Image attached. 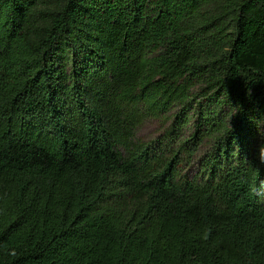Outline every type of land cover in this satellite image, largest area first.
<instances>
[{"label":"trees","instance_id":"1","mask_svg":"<svg viewBox=\"0 0 264 264\" xmlns=\"http://www.w3.org/2000/svg\"><path fill=\"white\" fill-rule=\"evenodd\" d=\"M0 264H264V0H0Z\"/></svg>","mask_w":264,"mask_h":264},{"label":"rangeland","instance_id":"2","mask_svg":"<svg viewBox=\"0 0 264 264\" xmlns=\"http://www.w3.org/2000/svg\"><path fill=\"white\" fill-rule=\"evenodd\" d=\"M162 132L163 128L160 124L156 122H148L139 130L138 136L139 138L148 141L157 138Z\"/></svg>","mask_w":264,"mask_h":264}]
</instances>
